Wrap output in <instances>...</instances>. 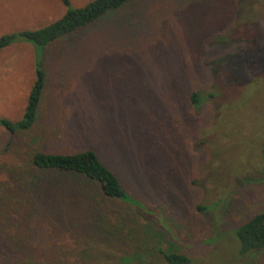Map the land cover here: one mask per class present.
I'll list each match as a JSON object with an SVG mask.
<instances>
[{
  "label": "rangeland",
  "instance_id": "1",
  "mask_svg": "<svg viewBox=\"0 0 264 264\" xmlns=\"http://www.w3.org/2000/svg\"><path fill=\"white\" fill-rule=\"evenodd\" d=\"M71 1L79 8L92 0ZM237 2L133 0L45 50L47 85L35 127L15 135L0 127V264H167L156 257V241L192 264H264V253L259 262L241 258L229 234L264 212V15L249 11L251 20L235 29L254 44L248 57L242 45L210 47L237 25ZM65 12L59 0H0V37L42 28ZM223 52L238 56L235 82L247 79L248 62L252 81L236 92L242 99L225 126L231 138L219 142L220 127L212 129L214 189L204 184L210 151L196 146L212 108L193 116L188 99L209 80L201 64ZM35 61V47L24 41L0 50V118L24 117ZM89 149L140 200L136 206L148 208L144 215L106 200L97 186L85 210L78 202L87 195L64 191L59 178L30 162L37 151ZM214 204L210 215L225 236L207 243L212 219L197 207ZM94 213L108 218L104 229L86 223Z\"/></svg>",
  "mask_w": 264,
  "mask_h": 264
},
{
  "label": "trees",
  "instance_id": "2",
  "mask_svg": "<svg viewBox=\"0 0 264 264\" xmlns=\"http://www.w3.org/2000/svg\"><path fill=\"white\" fill-rule=\"evenodd\" d=\"M59 1L65 7L66 12L53 23L36 30H25L0 37V50L22 41L32 44L36 50L35 81L28 97L24 117L17 122L0 118V127L13 135L30 131L37 123L40 105L47 85V74L43 64L45 50L70 35L98 24L101 20L109 18L113 13L123 10L133 2V0H92L84 7L75 8L71 0ZM237 5V25L233 26V30L229 33L217 35L211 42L210 47L219 49L235 44L242 45L244 48H242L241 53L248 57L252 52H255L250 46L254 44L250 42V39H246L244 34L241 37L237 33L235 34V29L242 27L247 21L251 20L248 15L249 11L250 14L257 12L258 18L261 19L260 14L264 15V0H238ZM263 44H261V49L264 55ZM208 46L206 47L208 48ZM256 56L260 57L261 54ZM237 60L238 56L236 54L227 52H223L221 56L214 58L212 62H207V59L203 65L201 64L202 67L200 68L202 73L206 74L209 79L207 85L195 88L190 92L188 99L189 114L193 116L198 117L207 106L212 108L211 121L201 130L202 134L198 137L196 146L199 148L208 147L207 149L210 151V161L205 166L207 173L204 181L206 183H203L205 186L211 184L213 188L215 187L214 189H217V186H214L213 183L216 179L211 180L209 176L212 173V165L215 164L216 160L212 144L214 140L212 129L215 126L220 127L221 137L215 136L218 137L219 142H226L231 138L225 131V126L233 123L234 109L238 106V101L242 99V96L236 94V92L246 90L251 86L249 84L252 81L250 79V62H248L246 64L247 73L245 74L247 79L235 82L234 74L238 68L236 65L238 64ZM175 83L179 85L180 81ZM30 162L35 169L44 174H53L54 179L59 178V187L64 191L75 189L87 195L85 201L81 198L82 201L78 202L85 210L88 208L87 204L95 203V196L90 193L89 189L97 186L106 200L133 205L140 211L141 216L144 215V211H148L145 206L141 205V209L136 206V204L141 203L140 200L125 188L120 177L102 161L95 150L89 149L74 153L37 151L32 154ZM217 163L218 161L216 165ZM256 168L258 167L246 172L244 178L246 181L243 184L254 179L253 172H256ZM63 178L68 181L64 182ZM243 184L235 185L233 190L240 188ZM217 206L218 204L212 206L199 205L197 208L200 212L210 215ZM159 211L161 213L160 220H163V211L161 209ZM210 218L212 219L211 225L214 236L209 238L207 243L214 242L213 239L216 236L217 239L220 235L224 234L225 236V231L220 227L221 225L217 224L216 219L214 220L211 215ZM107 220L108 218L105 216H98L94 213L87 216L86 223L89 225L96 224L102 230ZM229 232L237 241L238 255L247 261L253 259L254 262H259L264 253V212L255 214ZM153 249L156 257L167 264H192V259L187 255L167 252L161 241H156Z\"/></svg>",
  "mask_w": 264,
  "mask_h": 264
}]
</instances>
